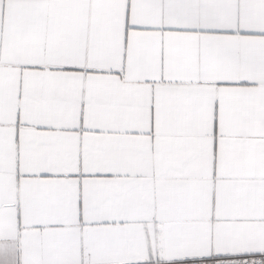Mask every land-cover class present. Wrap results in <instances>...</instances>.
Masks as SVG:
<instances>
[{
    "label": "snow or ice",
    "instance_id": "1",
    "mask_svg": "<svg viewBox=\"0 0 264 264\" xmlns=\"http://www.w3.org/2000/svg\"><path fill=\"white\" fill-rule=\"evenodd\" d=\"M0 264H264V0H0Z\"/></svg>",
    "mask_w": 264,
    "mask_h": 264
}]
</instances>
